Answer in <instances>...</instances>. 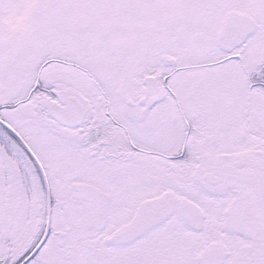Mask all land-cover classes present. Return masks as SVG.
<instances>
[{
    "label": "snow or ice",
    "instance_id": "obj_1",
    "mask_svg": "<svg viewBox=\"0 0 264 264\" xmlns=\"http://www.w3.org/2000/svg\"><path fill=\"white\" fill-rule=\"evenodd\" d=\"M0 264H264V0H0Z\"/></svg>",
    "mask_w": 264,
    "mask_h": 264
}]
</instances>
